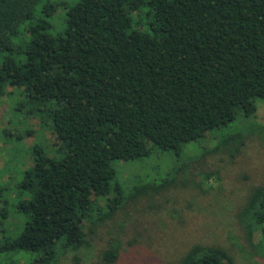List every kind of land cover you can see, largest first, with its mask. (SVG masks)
Segmentation results:
<instances>
[{
    "label": "trees",
    "instance_id": "obj_1",
    "mask_svg": "<svg viewBox=\"0 0 264 264\" xmlns=\"http://www.w3.org/2000/svg\"><path fill=\"white\" fill-rule=\"evenodd\" d=\"M38 1L0 0V47L8 53L10 37ZM144 3L149 18L142 21ZM47 25L30 27L24 59L3 57L0 95L23 86L52 103L48 126L65 152L33 150L20 182L30 195L16 206L24 222L0 241V254H7L0 264H55L89 245L83 220L90 231L126 202L168 189L182 168L175 163L160 179L137 181L124 193L111 183V160L148 157L153 149L179 157L187 144L211 135L206 154L232 160L249 135L264 139V125L254 120L238 128L264 97V0H77L66 8L62 33L47 32ZM235 220L248 254L264 258V182L250 187ZM118 249L112 240L102 260L113 262ZM176 264L237 263L234 248L195 242Z\"/></svg>",
    "mask_w": 264,
    "mask_h": 264
},
{
    "label": "rangeland",
    "instance_id": "obj_2",
    "mask_svg": "<svg viewBox=\"0 0 264 264\" xmlns=\"http://www.w3.org/2000/svg\"><path fill=\"white\" fill-rule=\"evenodd\" d=\"M76 1H38L31 17L21 21L10 37L11 52L0 47V62L6 54L16 61L24 59L23 44L34 24L46 22L47 32L62 33L66 8ZM45 3L49 4L47 11ZM147 10L144 3L140 20L149 18ZM133 18L136 20L134 15ZM255 103V114L241 123V130L254 121L264 125V97L256 98ZM51 106L48 101L30 96L23 86L9 87L0 95V208L5 207L7 215L3 218L0 209V241L3 236H14L18 223L24 222L16 206L22 197L30 195L20 182L32 162L35 147L54 157L65 152L48 126ZM234 123L240 125L238 119ZM226 131V127L220 129L221 133ZM211 136H201L187 144L179 157L169 150L153 149L148 157L111 160L115 172L111 183H117L124 193L129 185L160 179L175 163L182 168L168 189L126 202L90 231V222L83 220L89 245L68 251L55 264H176L184 250L195 242L234 248L237 264H264V258L248 254L235 224V212L250 187L264 182V139L257 133L249 135L241 152L230 160L224 152L206 154L215 141ZM203 151L206 155L201 157ZM206 173L212 174L210 178L206 179ZM93 203L102 207L104 199L96 198ZM112 240L119 243L118 254L113 262L105 263L101 253ZM0 263H7V254H0Z\"/></svg>",
    "mask_w": 264,
    "mask_h": 264
}]
</instances>
